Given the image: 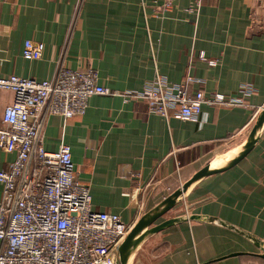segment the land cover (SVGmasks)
<instances>
[{
  "label": "crops",
  "instance_id": "obj_1",
  "mask_svg": "<svg viewBox=\"0 0 264 264\" xmlns=\"http://www.w3.org/2000/svg\"><path fill=\"white\" fill-rule=\"evenodd\" d=\"M76 2L1 0L0 77L47 79L61 59L95 70L111 93L92 95L85 111L67 120L49 115L43 146L66 142L92 209L129 222L130 190L139 188L141 216L244 142L264 106V0H173L169 8L163 0H83L78 13ZM26 39L43 43L41 58L22 56ZM156 73L170 83L200 79L189 93L235 95L245 84L253 93L242 105H202L196 121L166 119L125 94ZM11 99L0 90V118ZM13 159L0 150V168ZM185 210L201 218L148 236L128 264H264V126L242 160L197 181L164 218Z\"/></svg>",
  "mask_w": 264,
  "mask_h": 264
},
{
  "label": "built area",
  "instance_id": "obj_2",
  "mask_svg": "<svg viewBox=\"0 0 264 264\" xmlns=\"http://www.w3.org/2000/svg\"><path fill=\"white\" fill-rule=\"evenodd\" d=\"M82 1L76 2L77 13ZM172 1L163 0V8ZM193 1L199 5L202 0ZM43 49L41 41L26 39L21 53L39 59ZM199 82L187 75L181 83H170L156 73L141 90L125 94L143 101L150 113L196 121L202 105H242L253 93L249 84L235 95L189 93L187 86ZM0 90L12 93L0 118V150L14 153L0 168V264H114L118 245L141 213L135 198L139 188L127 193L134 208L129 222L117 213L94 210L88 187L76 180L69 145L62 140L57 149L47 150L42 141L49 115L64 120L80 115L89 97L111 91L97 83L94 69H72L62 59L52 77L11 74L0 77Z\"/></svg>",
  "mask_w": 264,
  "mask_h": 264
},
{
  "label": "water",
  "instance_id": "obj_3",
  "mask_svg": "<svg viewBox=\"0 0 264 264\" xmlns=\"http://www.w3.org/2000/svg\"><path fill=\"white\" fill-rule=\"evenodd\" d=\"M263 126L264 106L258 111L244 142L233 154H224L218 160L216 165L206 164L196 170L187 180L181 183L179 187L165 196L153 207L145 211L138 218L118 245L117 250L113 255L114 264H128L136 248L148 236L183 221L199 220L201 217L196 214H181L174 217H164L167 212L175 207L180 199L185 197L187 191L197 181L206 176L225 171L242 160L251 151L258 140ZM204 218L209 220L212 219L211 217ZM259 247L261 249L260 255L264 257V243H260Z\"/></svg>",
  "mask_w": 264,
  "mask_h": 264
},
{
  "label": "bare ground",
  "instance_id": "obj_4",
  "mask_svg": "<svg viewBox=\"0 0 264 264\" xmlns=\"http://www.w3.org/2000/svg\"><path fill=\"white\" fill-rule=\"evenodd\" d=\"M218 163V160L213 161L211 164L216 165Z\"/></svg>",
  "mask_w": 264,
  "mask_h": 264
},
{
  "label": "rangeland",
  "instance_id": "obj_5",
  "mask_svg": "<svg viewBox=\"0 0 264 264\" xmlns=\"http://www.w3.org/2000/svg\"><path fill=\"white\" fill-rule=\"evenodd\" d=\"M234 152H231V153H229V154H226V155H231V154H233ZM224 155V154H223Z\"/></svg>",
  "mask_w": 264,
  "mask_h": 264
}]
</instances>
